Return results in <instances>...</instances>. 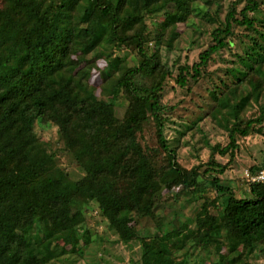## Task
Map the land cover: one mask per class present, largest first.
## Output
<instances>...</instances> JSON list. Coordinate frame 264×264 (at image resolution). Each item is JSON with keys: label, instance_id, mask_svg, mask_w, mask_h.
I'll use <instances>...</instances> for the list:
<instances>
[{"label": "trees", "instance_id": "trees-1", "mask_svg": "<svg viewBox=\"0 0 264 264\" xmlns=\"http://www.w3.org/2000/svg\"><path fill=\"white\" fill-rule=\"evenodd\" d=\"M7 1L12 13L0 8V264H53L79 255L92 242L81 219L90 202L120 241L140 243L137 264H247L264 254V184L248 181L240 196L222 178L240 140L264 135V21L258 16L264 1L234 2L197 60L175 71L163 49L171 52L180 25L201 14L199 2L210 8L220 0ZM235 25L253 31L249 42L231 65L211 70L214 56L233 44ZM191 81L205 87L207 117L226 132V145L211 143L202 117L177 138L166 136L165 86L192 92ZM121 103L120 118L114 107ZM47 124L85 172L81 179L72 180L47 149L37 130ZM146 129L154 130L158 147L141 144ZM199 132L210 154L188 168L180 152L186 136ZM165 191L184 192L188 202L201 193L192 237H183L186 224L136 230L141 219L156 218Z\"/></svg>", "mask_w": 264, "mask_h": 264}, {"label": "rangeland", "instance_id": "rangeland-1", "mask_svg": "<svg viewBox=\"0 0 264 264\" xmlns=\"http://www.w3.org/2000/svg\"><path fill=\"white\" fill-rule=\"evenodd\" d=\"M264 1V0H262ZM234 2L238 0H220L210 8L199 2L201 14L193 16L188 27L180 25L182 30L181 37L176 41L175 47L171 52H166L163 49L165 60L172 70H176L177 64H191L197 60L198 54L210 44V33L216 26L225 22V17L230 11ZM244 3L237 5V11H240ZM12 3L7 0H0V8L6 13H12ZM237 13V17H239ZM207 17H206V16ZM252 15V14H250ZM264 21V3L262 5V13L258 15ZM163 18V14H159ZM156 22V18L154 20ZM150 30H153L154 24L151 19L148 20ZM260 27V26H259ZM234 34L230 48L222 50L216 54L210 63V69H219L222 66L231 65L230 62L235 58V53L240 52L244 47V42H249L248 35L253 31L246 30L243 27L235 25L233 27ZM243 41V42H242ZM242 43V44H241ZM150 45H153L150 43ZM131 57H134L129 51ZM133 64V60L131 61ZM176 65V66H175ZM93 81L98 83L100 81V72H95ZM193 91H188L187 87L182 88L174 86L170 82L165 86L163 92V103L165 105L164 116L166 118V136L172 140L177 138L180 131H183L188 123L203 118L200 126L207 135L211 143H221L226 145L228 138L224 130L215 127L210 119L207 117V112L211 108V102L202 84L194 85L190 82ZM98 96L101 97L100 92ZM255 109H256V105ZM116 114L121 118L125 112V105L123 103L117 104L115 107ZM39 135L45 142L47 149L55 155L57 164L68 172L69 177L76 181L84 176V171L77 164L73 156L64 148L62 141L59 139L57 128L53 125H41L37 127ZM139 139L141 144L146 147H158V139L154 130L146 129L140 134ZM203 134L200 132L186 136L180 152V162L182 165L191 168L193 165L206 163L210 151L203 146ZM238 154L236 161L232 163L229 169L222 175L223 181L226 185L231 186L237 191L240 196H246L248 193V180L246 178V171L250 170L253 165H258L264 161V135L253 134L240 140ZM230 156L222 157L221 161H228ZM206 187V194L214 196L215 193L211 190L210 182L205 177L200 179ZM176 193V190L174 191ZM196 194L194 202H188V194L182 192L179 197L171 192H160L156 201L155 219H141L135 228L138 232H146L154 228L155 224H167V228L173 226L179 227L182 224L188 226V230L183 233V237L189 238L193 236L195 231V206L199 203V196ZM178 197V198H177ZM187 199V200H186ZM197 202V203H196ZM83 229H88L91 234L92 242L83 248L79 255L67 254L61 257L53 264H137L141 256V245L137 240L125 244L119 240L117 234L108 226V222L104 219L98 211V206L95 202H90L83 208ZM175 246L174 248H176ZM173 248V249H174ZM247 264H264V254L258 256L252 255Z\"/></svg>", "mask_w": 264, "mask_h": 264}, {"label": "built area", "instance_id": "built-area-1", "mask_svg": "<svg viewBox=\"0 0 264 264\" xmlns=\"http://www.w3.org/2000/svg\"><path fill=\"white\" fill-rule=\"evenodd\" d=\"M246 178L251 183L264 184V166L261 167L257 172H252L251 170H247Z\"/></svg>", "mask_w": 264, "mask_h": 264}]
</instances>
